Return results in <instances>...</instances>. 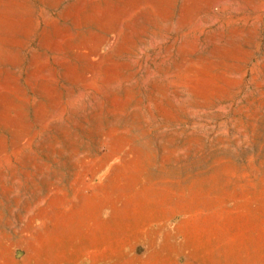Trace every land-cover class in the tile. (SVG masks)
<instances>
[{"label": "rangeland", "instance_id": "1", "mask_svg": "<svg viewBox=\"0 0 264 264\" xmlns=\"http://www.w3.org/2000/svg\"><path fill=\"white\" fill-rule=\"evenodd\" d=\"M0 264H264V0H0Z\"/></svg>", "mask_w": 264, "mask_h": 264}]
</instances>
